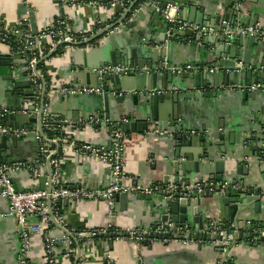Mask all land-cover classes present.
I'll return each instance as SVG.
<instances>
[{
	"label": "water",
	"instance_id": "95a60500",
	"mask_svg": "<svg viewBox=\"0 0 264 264\" xmlns=\"http://www.w3.org/2000/svg\"><path fill=\"white\" fill-rule=\"evenodd\" d=\"M140 1L142 0H135L119 20L107 25L89 39L72 44L61 42L48 55L40 59L34 66V72L42 83L40 95H37L31 78L25 76L28 63L23 55L12 56L10 52L3 53L0 50V68L5 69L0 76V79L4 80L3 86H0V122L12 128L35 125L44 141L56 146V152L49 156L46 162L45 169L48 170V175L41 176L38 186L43 189L47 186L50 191L53 187L51 160L60 151L61 146L48 138L44 131L43 113L46 104L49 105L53 129L61 127L70 139L75 138L79 142L105 146L108 149L111 146V133L114 129H120L131 135L146 133L158 136L157 130L167 132L166 136L170 137L172 154L167 162L169 174L165 175L162 182L168 184L174 181L190 184L193 181L207 179L215 186L216 183L220 185L215 191H210L207 186L205 192L185 198H180L179 194L172 198H166L164 194L160 195L161 200L158 203L152 202V205L158 208L153 214L156 216L155 224H165L167 221H172L180 227L194 224L196 228L192 235L194 240L205 242V244H209L211 240H226L221 235L213 233L215 228L211 229V232L210 230L205 231L207 228L205 221L212 217L209 212L214 211L213 204H215L218 208L216 209L218 215L221 214L222 209L224 210L228 230L233 235L232 246L223 255L221 264H227V258L228 264H234L230 253L231 247L248 239L264 243V236L260 237L255 231L256 226L250 224V222L258 221L248 219L244 215L250 206L257 209L259 213L264 211V204L262 205L261 201L264 198V191L258 188L257 180L249 178L250 181H247V177L233 178L238 174L248 176L251 167L261 166L257 158H251L256 153L258 155L264 143V99L261 97L264 96V90L250 93L239 89H229L233 85L264 84V41L243 33L245 27L254 25L259 18L253 21L244 20V11L240 7L244 0H226L221 5L225 12L220 13L214 7V16L206 14V9L199 6V0H156L154 4L143 0L145 7H142L140 11L137 10V15L134 17H144V11L149 12L151 19L147 23V29L141 31L138 38L133 41L127 38L124 41L120 40L122 33L128 31L130 27L134 28L135 20L132 15ZM58 3L61 1L59 0ZM168 5L177 6L179 18L213 29L212 33L199 38L195 37L191 30L184 34L185 37L197 39L198 43L205 47L196 45L197 53L207 49V55L202 59L201 67L189 59L184 63V65L191 66L189 70L183 72L174 70V67L179 66V61L172 57L175 44H166V34H164L166 23L161 13L157 11V6L164 9ZM19 13L20 16L23 15V18L29 17L32 33L37 35L39 30L36 12L29 9L28 5L23 2L19 5ZM118 26H121L119 31L108 34L110 30ZM156 26L159 27V32L163 36L160 33H154ZM65 45H73L76 48L86 47L82 49L83 51L80 50L83 55L82 60L71 67L72 81L67 85L77 83L81 86L101 88V94H61L60 89L64 85H58L52 77L47 80L39 71V65L55 56ZM106 66H123L130 69L121 73L101 71ZM203 66L217 71L210 72ZM207 75H209L208 78H206ZM222 75L224 76L223 81L220 79ZM222 82L225 89L215 90ZM207 86L213 91L210 92ZM158 90L162 92H155ZM228 93L239 94L248 101L260 100L263 103L259 107L258 119L254 120L250 129L242 133L232 131L228 135L222 123L219 126L222 132L219 134L215 126L201 129L180 123L182 117H187L186 111L179 112L181 104L183 105L182 101L188 102L203 97L214 98ZM132 100L136 104L142 101L138 113L124 114L116 120L117 122H114L113 126L109 123L105 124L111 119L114 104L124 106ZM91 119L96 121L92 123ZM87 127L92 128L95 134L105 127L107 140L103 143H95L93 140L80 139L81 131ZM36 136V132H31L26 137L36 139ZM228 136V142L233 149L228 145L227 148L224 147ZM218 139L220 141H217ZM18 140L19 138L0 134V162L12 163L18 159L25 160L18 156L13 157L10 153ZM214 144L221 145V155L215 156L212 152L211 146ZM241 150L243 152H240ZM220 156L231 161L232 166L229 171L225 168L226 161L217 159ZM213 164L215 165L214 171ZM85 182V180L82 181L80 186L87 187ZM225 182L229 183L230 187L238 184L240 188L237 191L229 189L223 192L221 187ZM94 187L97 188L98 185ZM135 199L145 198L127 194L116 196V201L120 202L122 207L130 202L135 203ZM206 199L213 200L209 202L210 208L206 206ZM48 206L53 224L78 242L67 228L57 222L52 211L50 197H48ZM261 223L264 224V217ZM218 226L219 223L216 224V227ZM212 247L220 253L223 252L224 247L220 242L212 243ZM146 249L143 250V255ZM80 250L79 246L75 264H78L80 259ZM138 255L142 256V252L139 251ZM144 260L145 264H148L146 256Z\"/></svg>",
	"mask_w": 264,
	"mask_h": 264
},
{
	"label": "crops",
	"instance_id": "0c3cea01",
	"mask_svg": "<svg viewBox=\"0 0 264 264\" xmlns=\"http://www.w3.org/2000/svg\"><path fill=\"white\" fill-rule=\"evenodd\" d=\"M58 1L59 0H0V30H10L20 24L23 15L20 16L19 5L23 2L36 12L39 31L49 23L66 18L65 20L69 23V28L72 29V32L80 34L82 31L91 32V30L96 27L102 29L119 20L135 0H133L127 8L123 9L122 6H119L117 8L118 16H113V14L105 8L96 9L81 2H76L68 7H64V5L58 3ZM95 1L105 2L110 0ZM225 2L226 0H199V6L206 9L207 15L214 16V7H216L220 13L225 12L221 6ZM143 3L144 1L142 0L136 5V10L132 17L137 15V10L140 11L142 7H145ZM240 7L244 11L245 21H253L259 18L257 23L264 26V0H244ZM132 17H130V19ZM150 19L151 15L147 11H144V17H134V28L130 27L128 31L120 35L119 39L123 41L125 38L129 39V41L137 39L141 31L147 29V23ZM156 32L160 33L159 27L157 26L154 29V33ZM164 34H166V29ZM160 35L163 36L162 33H160ZM174 44L172 57L179 61L178 65H183L187 60L191 59L197 66H202V59L206 57L207 49L197 53L195 46L201 45V43H198L197 39L193 38L192 41L183 42L175 41ZM201 47L205 48L202 45ZM85 48L86 47L76 48L62 57L59 55L53 56L43 62V68L41 65L42 63L40 64L41 67L39 65L40 72L47 80H50V77H52L53 80L55 79L58 85H65L71 82V67L74 63L82 60L83 55H81L80 50ZM9 49L11 48L6 44L0 45V50L3 53H8ZM35 53L40 59L48 55V42L36 40ZM203 67L205 70L210 71L207 66ZM4 71V68H0V76ZM28 72L29 71L25 72V76L28 75ZM208 76L209 75H207L206 78H208ZM220 79L223 81L224 76L222 75ZM3 81L4 80L0 79L1 87L3 86ZM207 89L210 90V92L213 91L209 86H207ZM216 89L224 90L225 86L223 82L220 84V87L215 88V90ZM261 97L264 99V96ZM141 103L142 101H139V103L136 104L132 100L124 106L114 104V106H112V116L109 123L113 124L117 122L116 120L126 113H138ZM182 103L183 105L181 104L179 112L184 113V111H186L187 117H182L180 123H186L201 129L215 126L218 129V134L222 132L219 127L222 123L225 125V132H227L228 135L232 131L235 133H242L246 129H250L251 125L254 124V120L256 119L255 121H257L259 107L263 104L260 100L248 101L241 95L232 93L222 94L214 98L203 97L202 99L189 100L188 102L182 101ZM106 123L108 122H105V124ZM26 127L33 128L36 126L27 125ZM59 129L62 130L61 127H59ZM166 135L167 134L164 136H156L155 134L147 135L146 133L144 135L128 134L126 169L134 182L139 185H152L162 182L165 175L169 174L167 162L172 154V146L170 144V137ZM106 137L105 127H103L98 134H95L92 128L87 127V129L81 131L79 138L84 141L93 140L95 143H103L107 140ZM226 140V143L224 142V147L228 145L229 148L233 149V146L228 142L229 136ZM217 141H220V139ZM56 149L54 144H50L47 151L48 156L51 152L53 153V151L55 153ZM220 149L221 145L214 144L211 146V150L215 153V156L221 155ZM59 152H61V171L59 179L62 185L68 183V186L71 187L80 186L82 181L85 180L86 185L92 188L94 185L102 187L108 183L109 169L104 163L94 158L84 156L70 147H65L63 150L60 148ZM59 152L57 154H59ZM240 152L243 151L241 150ZM10 153L13 157L18 156L32 164L39 162V160H43L42 154L40 155L38 141L30 137L19 138L14 148L10 150ZM257 157L258 155L256 153L251 159ZM217 159L225 160V168L229 171L230 166H232L231 161L226 157L221 158V156ZM257 161L260 162L261 166L258 165L257 168L251 167L248 176L233 174V178L243 179L247 177V181H250L248 180L249 178L257 180L258 188L260 187L264 191V159L258 160L257 158ZM213 166L214 171L215 165L213 164ZM43 175H48L47 169L44 170ZM14 181L17 189L20 190L29 189L35 184L28 170H22L16 173L14 175ZM151 198L150 201L135 199V203L130 202L123 207L120 202H116L115 210L110 215L107 211L106 202L102 199L77 201L74 208L72 204H62L63 206L61 208L63 209L62 212L70 228L93 229L106 226L108 223H111L114 227L119 229H126L138 225L145 227L156 219V216L153 214L158 208L152 205V202L158 203L159 200H161L160 195H155ZM210 201L213 200L206 199V206L208 208H210ZM261 201L263 205L264 198H262ZM213 207L214 211L209 212L210 215L224 219L225 212L222 211L219 216L216 212L218 208L215 204H213ZM7 208L8 202L2 196L0 189V264H18L17 256L20 248V238L16 219L12 216H1V214L6 212ZM263 212L264 211L259 213L257 209L250 206L244 215L248 217V219L250 218L260 223L264 217ZM224 222L226 223V221ZM50 231L52 235L56 238L58 237L59 239H57L60 241L57 247V251L59 252L57 264H75L80 246L79 241L77 242L73 239L71 245L66 244L63 238V231L53 225ZM111 241L112 244H110ZM96 247L99 250L97 256L91 259V261H87V264H104L103 258L105 254H109L114 259L115 264H140L135 256V247L123 239L109 240L106 238L98 241ZM230 253L232 254V262L234 264H264V243L261 241L256 242L253 239L242 240L237 245L231 247ZM223 255V252L220 253V251L212 247V245L205 244V242L202 241H180L170 243L169 245L159 242L153 249H146L144 252V257L146 256L148 264H221ZM83 262L86 261L83 259V256H81L78 264H86ZM29 264H48L45 254L44 239L40 233L33 236L32 249L29 253Z\"/></svg>",
	"mask_w": 264,
	"mask_h": 264
},
{
	"label": "built area",
	"instance_id": "2783aa9c",
	"mask_svg": "<svg viewBox=\"0 0 264 264\" xmlns=\"http://www.w3.org/2000/svg\"><path fill=\"white\" fill-rule=\"evenodd\" d=\"M64 7H68L76 2H81L90 7L99 9L105 8L108 9L113 16L117 15V8L122 6L123 9L127 8L133 0H110L109 2H99L95 0L83 1V0H60ZM147 2H154L156 0H146ZM29 7V6H28ZM30 9V8H29ZM177 6L168 5L166 8L161 9L160 6H157V11H159L166 23V44L183 41H192L193 38L185 37L184 34L191 30L195 37H202L213 32V29H210L205 26H200L198 24L192 23L188 20L181 19L177 16ZM63 18L59 21H54L49 23L46 27L38 32L37 35H34L31 30L30 19L28 16L24 17L20 24L10 30H0V45L6 44L11 49L9 52L12 56L23 55L25 61L28 63V75L34 83L37 95H40L42 89V83L38 76L34 72V66L39 61L38 55L35 53V41H45L48 42L49 52L54 50L61 42L66 43H78L89 39L91 36L96 34L99 27L94 28L91 32L82 31L80 34H75L72 32V29L69 28V23ZM99 24V23H98ZM104 28V27H103ZM102 28V29H103ZM99 29V30H98ZM121 26L116 27L109 31L108 34H113L116 31H119ZM244 34L249 36H254L264 41V26L260 23H255L245 27L243 30ZM9 34L18 35L20 38L23 37L25 44L23 49L19 52H15L9 42ZM63 48L62 54H56L59 56H64L68 51L76 49L73 45H65ZM31 55V57L29 56ZM191 68L188 64H183L174 67V70L178 72H183ZM130 68L123 66H106L101 71L108 72H126ZM40 71V70H39ZM211 72L217 71L216 69H210ZM229 88L233 90H243L246 92H255L258 90H264V84H253L250 86L246 85H233ZM161 93L162 91H155ZM61 94H101V88H93L88 86H81L79 84L67 85L65 84L60 89ZM39 106V103H37ZM38 111V109H36ZM96 120L91 119V122ZM125 121V120H124ZM109 123V121H106ZM126 122V121H125ZM43 123L44 131L45 128H54L52 126V121L49 114V105L46 104L43 113ZM111 126L114 123H109ZM31 132H36L37 136L35 137L40 146V155L45 156L46 159L48 154V147L51 143H47L37 132V128L33 127H20L12 128L0 122V134H4L11 137L22 138L28 136ZM64 133V132H63ZM167 132L156 131L157 135H165ZM47 135V134H46ZM65 136H55L50 138L60 144L62 150L65 147H70L75 149L80 154L84 156L94 158L102 163H104L109 169V181L106 185L102 187H81L77 186H68L67 184L62 185L60 183V164L61 157L59 154L54 155L51 160L53 168V187L48 190L47 186L43 188H38L40 178L43 175L44 169L46 168V159L34 164L26 162V160L18 159L12 163L0 162V189L2 196L8 202V208L5 213L1 216H12L16 219L18 226V234L20 238V248L17 256L18 264H29V253L32 249L33 236L35 234H42L45 245V254L46 259L49 264H57L59 252L57 247L59 246L60 241L54 237L51 233L52 225L55 226L52 222L50 215V210L48 206V197L52 200V211L57 222L67 228L79 241L80 243V257L83 256L87 264V261H91L97 256L98 248L96 247V238L101 239L104 237L109 240L113 239H123L128 243L132 244L135 247L136 253L135 256L137 261L140 264H145L143 250L146 248H153L159 242L165 244L176 243V242H187V241H198L194 240L192 235L196 231L194 224L191 226H176L174 222L167 221L165 224H155V221L149 226H134L126 229H119L114 227L111 223H108L106 226L97 227L93 229H80V228H70L66 222V217L62 212V204H72L73 208L77 201L81 200H99L102 199L106 202L107 211L112 214L115 210L116 196L127 194L131 196H140L145 198L144 200L150 201L155 195H166V198H172L176 194H179L180 198H185L193 196L196 193H203L206 191L207 186H209L210 191H215L220 183H216V186L213 182L208 181L207 179L193 181L190 184L181 183V182H170L165 184L163 182L155 183L152 185H139L134 182L133 178L128 174L126 169V149L128 144V134L123 132L120 129H114L111 133V146L106 148L105 146H96L92 144H87L77 141L75 138L70 139L65 133ZM48 137V136H47ZM49 138V137H48ZM264 148V143H263ZM54 154L51 152L49 156ZM48 156V157H49ZM258 160L262 159L258 155ZM22 170H28L31 173L32 180L35 182L34 188L29 189H17L14 181V175ZM239 185L235 184L230 187L229 183L225 182L222 184L221 191L233 190L237 191ZM151 198V199H150ZM222 211H224L222 209ZM208 215V214H206ZM210 215V214H209ZM216 216V215H215ZM220 216V215H219ZM225 217H209L206 219L205 231L215 228L213 233L221 235L226 240L208 242L212 243H222L223 244V254L229 251L230 246H232L233 235L230 234L228 230V224L224 222ZM219 223V226L216 227V224ZM255 225V223H251ZM256 232L259 233L260 237L264 236V228L256 226ZM64 241L66 244L71 245L73 239L67 234H63ZM109 242V241H108ZM142 252V256L138 255V252ZM231 251V250H230ZM73 252V251H72ZM76 253V252H75ZM228 264V258L226 259ZM223 262V261H222ZM104 264H115L114 259L109 255L105 254L103 258ZM224 264V263H222Z\"/></svg>",
	"mask_w": 264,
	"mask_h": 264
},
{
	"label": "trees",
	"instance_id": "16d2710c",
	"mask_svg": "<svg viewBox=\"0 0 264 264\" xmlns=\"http://www.w3.org/2000/svg\"><path fill=\"white\" fill-rule=\"evenodd\" d=\"M105 2H109V1H105ZM118 16V15H116ZM9 42L13 48V50L15 52H19V50L23 49L24 47V44H25V41L23 39V37H19L18 35H13V34H9ZM63 53V48H61L59 51H58V54H62ZM31 57V55H29ZM42 68L44 66V64L42 63ZM40 65V67H41ZM45 133L47 134V136L49 138H53L55 136H65L63 131L60 130L59 128L58 129H53V128H45ZM258 155L264 159V149H260V151L258 152ZM59 156L61 157V153L59 154ZM43 157V160L45 159V156H42ZM256 226L260 227V228H264V224H262L261 222H255ZM80 229H85V228H80ZM99 237L96 238V241H101L103 239H105L104 237H102L101 239H98ZM115 240V239H113ZM49 264V263H48Z\"/></svg>",
	"mask_w": 264,
	"mask_h": 264
},
{
	"label": "rangeland",
	"instance_id": "374dc122",
	"mask_svg": "<svg viewBox=\"0 0 264 264\" xmlns=\"http://www.w3.org/2000/svg\"><path fill=\"white\" fill-rule=\"evenodd\" d=\"M35 140H37V139H35Z\"/></svg>",
	"mask_w": 264,
	"mask_h": 264
}]
</instances>
